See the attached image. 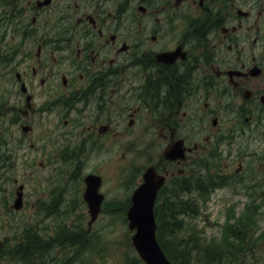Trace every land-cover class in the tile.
Masks as SVG:
<instances>
[{"label": "flooded vegetation", "instance_id": "flooded-vegetation-1", "mask_svg": "<svg viewBox=\"0 0 264 264\" xmlns=\"http://www.w3.org/2000/svg\"><path fill=\"white\" fill-rule=\"evenodd\" d=\"M56 113L100 161L121 141L193 146L192 171L166 161V207L227 191L264 211V0H0V175L9 147L52 162ZM236 238L255 243L228 264H264L263 234Z\"/></svg>", "mask_w": 264, "mask_h": 264}, {"label": "rangeland", "instance_id": "rangeland-1", "mask_svg": "<svg viewBox=\"0 0 264 264\" xmlns=\"http://www.w3.org/2000/svg\"><path fill=\"white\" fill-rule=\"evenodd\" d=\"M56 120L54 119L53 123ZM56 127H62V121L56 123ZM64 128H61L63 130ZM104 152V151H103ZM101 153V155L103 154ZM107 156V154H105ZM147 159L141 157L136 153L135 150H128L126 147H120L119 157H116L114 160H109L105 162H100L99 156H95L88 165V170H99L106 178V186H104L103 191L106 190L108 198L111 200L113 198H118L121 195H125L129 192V189L126 188V181L132 175L131 169L134 165L139 168L146 163ZM148 163H146L147 165ZM54 163H52V174H53ZM37 172H42V176L47 177L49 175V170L46 169L43 171V168L36 167ZM26 172V168L21 167L17 172L18 179L22 183L21 176ZM88 172V171H87ZM54 177V176H53ZM140 180H138V183ZM32 185V184H31ZM37 187V185H34ZM17 188V185H16ZM30 190L27 188V192ZM30 193V192H29ZM52 189V195H53ZM230 194L226 191L225 193H217L216 199L212 200L209 207L205 210H200V214L204 216V213L207 211L211 215V222L213 229H211L212 235H215L216 238H221L222 225L225 220L226 212V200ZM233 198H230V201ZM14 199L12 200L11 206L13 205ZM82 210H75L74 214L71 216V220L75 217V214L84 215V223L88 225L90 220V215L88 210L85 207H81ZM2 211L0 207V212ZM37 212V208H27L19 213H10L4 212L3 215H0V236H13L15 229L24 226V219L30 220L31 215ZM31 214V215H30ZM18 219L19 223L13 222L14 217ZM120 217V214H118ZM203 216L195 220L196 225L202 228H206L207 232L208 225L204 224ZM13 217V218H12ZM261 228H264V222L261 224ZM95 229L100 234V239L94 244V255L86 260L85 264H125V258L127 254L130 257L135 256L134 250L132 251L131 236L132 233L128 229V224L124 222L123 218L113 219L107 212L103 213L100 216L99 222L96 224ZM136 257V256H135ZM10 262V263H9ZM0 264H15L13 260H6L0 262Z\"/></svg>", "mask_w": 264, "mask_h": 264}, {"label": "trees", "instance_id": "trees-1", "mask_svg": "<svg viewBox=\"0 0 264 264\" xmlns=\"http://www.w3.org/2000/svg\"><path fill=\"white\" fill-rule=\"evenodd\" d=\"M156 214L159 219L158 239L166 251L163 238L164 230L177 231L178 212L175 210L156 211ZM54 215L63 220L65 224L58 226L53 234L44 231L45 236H41L32 228H27L24 231L23 240H19L16 236L15 241L9 238L4 241L3 246L0 247V257L13 256L24 264H78L75 263L77 257H80L81 262L92 257L95 253L91 251L93 238L83 223L80 222L78 226H69L67 221L70 214L67 212L62 214L59 209H55ZM165 221L166 225H164ZM189 245L191 244L183 243V247L179 245L178 249L172 248V253L168 252V256L175 264H190L192 255Z\"/></svg>", "mask_w": 264, "mask_h": 264}, {"label": "water", "instance_id": "water-1", "mask_svg": "<svg viewBox=\"0 0 264 264\" xmlns=\"http://www.w3.org/2000/svg\"><path fill=\"white\" fill-rule=\"evenodd\" d=\"M153 171H149L146 176V184L143 185L133 197V206L128 212L130 228L137 229L133 237V243L139 254L148 264H169L160 251L156 240V223L154 218V199L156 191L160 185L156 181ZM88 190L86 200L90 203V213L92 220H96L100 212L101 198L97 195L99 180L91 176L88 178ZM17 208L20 207V200L17 201Z\"/></svg>", "mask_w": 264, "mask_h": 264}]
</instances>
